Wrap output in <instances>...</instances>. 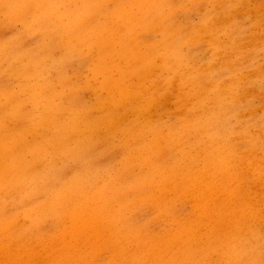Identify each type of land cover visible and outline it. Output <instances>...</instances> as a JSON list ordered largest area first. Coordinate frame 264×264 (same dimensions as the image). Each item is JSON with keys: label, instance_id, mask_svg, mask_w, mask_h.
I'll list each match as a JSON object with an SVG mask.
<instances>
[{"label": "rangeland", "instance_id": "rangeland-1", "mask_svg": "<svg viewBox=\"0 0 264 264\" xmlns=\"http://www.w3.org/2000/svg\"><path fill=\"white\" fill-rule=\"evenodd\" d=\"M0 264H264V0H0Z\"/></svg>", "mask_w": 264, "mask_h": 264}]
</instances>
